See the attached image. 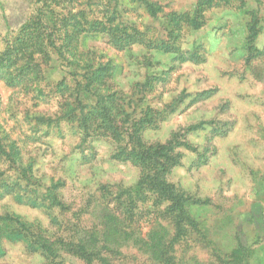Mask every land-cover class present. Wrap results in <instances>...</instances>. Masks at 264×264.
<instances>
[{
	"label": "rangeland",
	"instance_id": "1",
	"mask_svg": "<svg viewBox=\"0 0 264 264\" xmlns=\"http://www.w3.org/2000/svg\"><path fill=\"white\" fill-rule=\"evenodd\" d=\"M1 1L0 264H264V0Z\"/></svg>",
	"mask_w": 264,
	"mask_h": 264
},
{
	"label": "trees",
	"instance_id": "2",
	"mask_svg": "<svg viewBox=\"0 0 264 264\" xmlns=\"http://www.w3.org/2000/svg\"><path fill=\"white\" fill-rule=\"evenodd\" d=\"M147 5L151 12L156 11L157 9L154 7V4L147 2ZM103 100L100 99L98 103H102ZM93 116V115H92ZM94 116H97V114H94ZM89 127V126H88ZM118 129L122 130V127L118 126ZM132 144L134 143L131 139ZM133 151L135 157L139 162L147 163L145 167L148 165L151 166L148 173L144 174V180L145 183L147 182L150 187L156 189L158 192H164L165 195H167L166 200L170 201L172 204L170 206L171 209L174 210H182V212L178 211V213L183 217V206L180 205L181 203L180 198L177 197L173 190L167 191L168 183L163 179L162 174L157 171L156 164H158L159 160L156 159V154H158V147L149 146L143 149H139L138 147L133 145ZM139 149V150H137ZM132 151V152H133ZM4 154H7V151L5 147L1 143L0 139V157ZM153 163L155 165H153ZM152 164V165H151ZM153 166L155 168H153ZM117 238V237H116ZM115 237H112V239L107 236L103 238L104 242L109 241V244L104 243L103 246L98 247L99 240L92 237V236H83L79 238H74L73 240L66 241L63 239H56L52 241H48L45 237V241L42 245L43 248L47 250V252L59 256L61 253H68L76 256L78 259L83 261V264H108V258L105 255H102V253L99 251L100 248H109L110 244L116 241ZM251 253L252 251L247 247L244 246V244H240L238 248L233 250L232 253H230L227 258L222 259L221 261L226 264H230L229 260H233L234 262H238L235 264H239L240 262L245 260L246 253ZM220 262V263H222Z\"/></svg>",
	"mask_w": 264,
	"mask_h": 264
},
{
	"label": "crops",
	"instance_id": "3",
	"mask_svg": "<svg viewBox=\"0 0 264 264\" xmlns=\"http://www.w3.org/2000/svg\"><path fill=\"white\" fill-rule=\"evenodd\" d=\"M3 3H2V1L0 0V9L2 10L3 9ZM4 22H5V20H4Z\"/></svg>",
	"mask_w": 264,
	"mask_h": 264
}]
</instances>
